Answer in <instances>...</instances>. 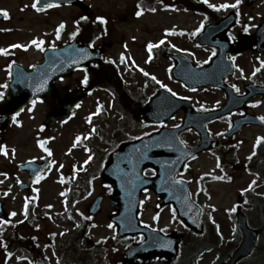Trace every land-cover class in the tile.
Wrapping results in <instances>:
<instances>
[{"label":"rangeland","instance_id":"374dc122","mask_svg":"<svg viewBox=\"0 0 264 264\" xmlns=\"http://www.w3.org/2000/svg\"><path fill=\"white\" fill-rule=\"evenodd\" d=\"M134 1L85 0V4L91 7L87 15L89 20L93 21L94 18L109 20V29L102 34L101 32L95 34L93 46L105 48L109 44L105 48L103 60L105 63L107 61L113 63L117 70L121 71L126 88L131 90L136 100L147 102L157 91L159 80H163L166 86L181 93L179 86L169 83L166 59L162 57L154 61L146 47L149 44H156L160 39H167L168 37L164 35L166 30L179 32L188 24L191 30L195 29L201 19L193 13H186L183 9L165 11L159 6L156 12L144 14L137 20L130 13ZM223 2L224 0H209L210 4ZM33 3L34 0H0V10H6L10 15V20L0 25V49L7 50L13 45L26 46L15 47L14 52L5 59H3L5 52L0 55V85H4L6 76L2 69L12 59L26 66L35 63L42 58L41 48L66 43L79 31L75 21L82 13L78 8L63 7L47 13H39L33 10ZM255 10V14L263 11L262 8ZM61 24H64V27L60 29L57 38V29ZM34 40L43 43L38 48L32 43ZM149 60L154 61L151 68L145 67ZM143 72L155 76L158 81H148V88L143 89L146 85V81L140 75ZM86 75L85 70H79L73 76L59 82L58 88L68 93L82 91ZM195 95L198 96H196L198 100L209 104L213 101L208 92H199ZM113 99L114 96L109 91L91 92L82 106L75 111L72 120L64 124L60 122L57 127L47 129L43 135H40L41 137L39 136V141L44 142L43 144L53 154L55 169L51 170L50 175L28 197L18 193L12 180L7 178L4 181L0 180L2 190L7 191L3 194L8 203V210L11 214L16 213L15 216L12 215L11 221L13 234H7L5 243L0 240V264H27L34 256L33 253L44 255L56 264L58 261L64 264H77L73 258L75 247L80 248V254L85 251L91 252L90 245L87 246L79 239V234L86 225L85 221L90 217L88 209L92 200L98 195L109 192L99 179L98 166L117 144L115 140H132L156 129L143 121L138 122L130 116L126 117L119 111V106L117 110L114 109ZM48 110V103L41 105L35 117L36 121L28 124L26 130L19 132L24 138L29 139L28 146L22 149L25 158L19 160L39 155L35 146L30 144L31 137L34 135L33 132L37 131V126L42 124ZM181 119L180 116L176 117L171 125L181 123ZM254 136L253 131L245 134L248 143L238 149L240 158L233 163L231 169L219 171L212 156L202 155L198 160L190 163L185 178H193L197 181L193 185L194 195L201 189V182L198 181L202 174L213 175L214 179H217L214 182L204 183V191L207 193L201 191V197L205 208L203 215L205 222L217 224L224 239L222 242L233 241L238 236L234 216L238 209V198L244 196L241 210L246 214L249 212L248 216L253 228L263 231L259 243L260 253L246 264H264V160L262 163L256 162L250 168L253 173L246 171V166L254 163V160L249 158L253 152ZM92 158H96V164L91 165L89 169L88 161ZM73 169L76 171L74 172ZM8 171L16 174L18 172L16 169H8ZM78 173L80 176L77 175ZM260 174L262 177H259ZM145 199L142 221L164 229L165 232H176L183 236L185 246L182 248L180 260L174 264H219L221 258L226 256V251L222 250V247H219V251L207 250L211 242L210 236L201 240L192 238L191 241H186L188 230L176 220L174 212L169 208L158 209L154 197ZM104 201L103 213L91 219L87 236L91 238L93 247H96L95 244H100V250L109 248L104 251V259L97 261L95 254V264H116L121 260L126 244L116 240V228L108 220L114 213V208L111 207L108 198L105 197ZM27 204L31 207L29 212H27ZM154 216H159V220H154ZM8 226L2 227L0 222V238L7 232ZM11 242H14V245L24 246V250L17 248L15 251ZM7 250L13 254L10 259L5 260ZM25 256L30 257L28 261L23 259Z\"/></svg>","mask_w":264,"mask_h":264},{"label":"water","instance_id":"95a60500","mask_svg":"<svg viewBox=\"0 0 264 264\" xmlns=\"http://www.w3.org/2000/svg\"><path fill=\"white\" fill-rule=\"evenodd\" d=\"M77 2L78 0H42L40 5L44 6L46 3L49 5H63ZM102 53L103 49L91 50L88 46H81L78 42H73L57 50H47L43 62L38 64L28 74L36 79V85L40 84L37 79L41 78L45 79L50 87L44 91L41 88H39L40 90L35 89L39 90L35 94L43 98L51 96L54 93L53 82L57 78L72 74L76 68H85L96 62L101 63ZM209 71V68L198 71L196 75L198 85L200 87L206 85L222 87V80L216 83L212 82V77H208ZM22 78L23 75L21 73L17 72L15 74L11 89L13 91H9L12 97L17 92L22 93ZM18 79L19 83L17 84L15 80ZM85 96L86 94H78L77 96L61 100L59 102V110L53 119L66 117L76 105L85 99ZM152 101V104L141 112L148 122H168L179 110L175 108L176 104H178L177 100L168 99L166 100L168 103L166 105L157 96ZM25 102H20L18 106H22ZM187 111L188 114L183 127L175 129L164 128L159 133H154L153 136L143 138V140L122 144V147L109 157L105 171L102 173V179L105 183L113 185L115 190L111 201L113 206L119 207V212L110 220L118 225L119 237L136 236V234L144 231L137 219L142 192L149 188L156 190L157 187H160L159 184L162 182V178L173 180L178 172L184 170L185 164L191 157L197 155L198 152L206 150V148L202 147H197V149L186 148L184 143H181L180 134L183 131L194 128L202 136H207L205 128L213 117L207 116L210 114L206 116L197 114L195 116L190 108ZM150 168L157 171L158 176L155 179L143 177L144 171ZM168 202H171L179 209V217L192 230L199 234L203 232L199 219L200 211L191 203L188 193L178 199H168L166 204ZM188 206L193 208L190 213H188ZM92 211H95L96 214L100 213V201H97L92 206ZM238 217V226L243 232L244 240L227 264H237L245 257L251 255L258 240V232L252 231L247 227L245 217ZM148 242L149 244L155 242L156 246L144 252L143 248L137 245V247L128 250L127 254L135 259L140 257L145 260L159 256L176 258L178 255V241L175 238H164L160 235H154L149 238Z\"/></svg>","mask_w":264,"mask_h":264},{"label":"flooded vegetation","instance_id":"af4514ba","mask_svg":"<svg viewBox=\"0 0 264 264\" xmlns=\"http://www.w3.org/2000/svg\"><path fill=\"white\" fill-rule=\"evenodd\" d=\"M224 1L225 2L223 4H228L226 1H234L233 4L236 3V0ZM263 2L264 0H240L238 7H229L227 9H220L218 11L207 7L205 4V7L201 11L204 17L203 27L214 26L221 22L225 17L232 16L235 22L234 25L230 29L226 30L223 35H219L217 38L214 37L213 41L221 38V40L228 41L234 46V48H236L239 46V42L242 39L247 37H251L253 39L256 38L258 34L257 31L264 23ZM197 3L199 2L197 1ZM133 5L134 6H132V9L135 10L137 5ZM256 8H262L263 11L257 12L255 14ZM7 18L8 16L5 17V20ZM245 29H247V31H245ZM250 43L251 48H248L246 51H242L237 54L229 50L226 52L227 56L225 61L227 62V60H229L234 66L233 73L227 77L225 81L226 84L232 88L233 92L231 94V110L227 116L222 117L218 119V121H215L209 125L211 128L210 131L213 146L208 153H205L207 155L211 154L217 159L225 158L229 160L231 157H233L235 147H241L248 143L245 134L253 131L255 133V136L252 139L254 140V154L251 156L253 160L257 161L258 163H262L264 160V140L260 139L264 137V120L261 119V117H264V36L254 39V41ZM174 46L176 48H174ZM174 46H171L169 51H167L166 57L173 59V56H184L192 63L197 64L195 61V55L197 54L195 52H199L202 53V55H205V59L207 60L205 65L212 62L213 58L215 57L212 56L213 49L211 47L196 46L194 44V40H192V42L185 40L182 42V44H180V46L176 44H174ZM178 49H181V51L179 52ZM158 52V50H155L156 54H158ZM230 57H233L234 59H230ZM12 64V62H9L3 67L2 71H10ZM172 64H174V60ZM233 85L236 87L234 88ZM236 88H239V92L236 91ZM206 89L211 91L213 101H211L210 104H204L200 99L198 100L197 97L192 98L191 100L195 110H217L226 104V93L223 90L219 88ZM121 93L123 95L125 94L123 91H121ZM0 94L3 96V99H0V112L3 113L9 109L6 88L0 87ZM45 102L48 103V113L46 116H44V120L42 121V124H40V129L36 132H33L34 135L31 137L32 140L30 143L34 145L35 148L42 153V155L40 157L37 156L36 158L32 157L31 159L26 158L24 160H19L21 158H25L24 151L22 149L28 146L29 140L28 138H24V136L19 132L26 130V126L28 124L30 125L31 122L36 121L35 117L38 115V110ZM55 109L56 101L54 99H48L46 101L36 100L35 105H33L32 102L29 103L20 113H18V115L15 112H10L6 116H2L0 114V172H5L7 169L19 170L22 163L29 161H34L36 164L42 165L46 156L44 155L43 147L40 146L41 144L37 143V140L46 126L48 118L52 115ZM180 114L184 117L185 113L181 112ZM13 116L16 117L15 121L12 119ZM240 120H243V123H241L240 129L237 131L236 123L240 122ZM231 130L237 132L229 134ZM183 137L188 141V143H190L191 146H197L199 144V136L194 132H188ZM5 147L7 148L8 155H4L3 149ZM13 149L15 150L14 152ZM13 159H16L15 163L13 162ZM238 159L239 158L237 157L230 159V162L237 161ZM48 169L49 173L50 169H52L51 160ZM5 173L8 174V172ZM10 175L12 182H15L17 187L21 183L27 182L29 180L28 173H21L19 171V173L16 175H13V173H10ZM19 175L22 177V179L19 178ZM44 176L31 185V189L29 190L30 192L35 189ZM28 192L24 194H27ZM148 193L155 197L153 192L148 191Z\"/></svg>","mask_w":264,"mask_h":264},{"label":"snow or ice","instance_id":"6c2138e0","mask_svg":"<svg viewBox=\"0 0 264 264\" xmlns=\"http://www.w3.org/2000/svg\"><path fill=\"white\" fill-rule=\"evenodd\" d=\"M203 2H204L205 4H208L209 7H211V8H213L214 10H217V11H218V10H220V9H227V8H229V7L236 8V7H238V5H239V3H240V0H236V3H235V4H231V5H230V4L225 3V4H221V5H219V6L214 5V4H210V3H209V0H203ZM39 3H40V0H36V2L33 3L32 7L35 8L37 11H42V10H43L42 8L37 7V4H39ZM52 6H53V5H48V7H52ZM152 11H155V9H152ZM2 14H3V16H5V17L8 16L7 11H3ZM140 14H141V12H138V13H137V15H140ZM63 27H64V24H61V25L59 26V28L57 29V38H59V31H60V29H63ZM201 27H203V25H201ZM198 31H199V30H198ZM245 31H247V29H245ZM194 34H195V33H194ZM32 43H33V44H36L37 47L39 48L40 45L43 43V41L37 42V41L34 40ZM159 43H160V44H163L164 41L161 40ZM157 46H158V45L149 44V45H148V49H149V51H151L153 47H157ZM13 47H26V46L13 45ZM52 47L55 48V44H53ZM41 50H43V49L41 48ZM0 52H5V53H6V50H4V49H0ZM215 55H216V52H215V50H213V51H212V56H215ZM230 59H234V58H233V57H230ZM141 71H143V70H141ZM145 75H148V73L145 72ZM152 79H153V80H156V77H155V76H152ZM87 82H88V81H87V77H85V80L83 81V83L87 84ZM0 87L7 88L8 85L5 84V85H2V86H0ZM161 87L167 88V86L164 85V84H161ZM233 87L235 88L236 86L233 85ZM167 90H168L169 92H171L173 96H176V95H177V93L173 92L171 88H167ZM236 91L239 92V88H236ZM0 99H3L2 94H0ZM32 104L35 105V104H36V100H33V101H32ZM17 115H18V113H17ZM12 119L15 121L16 117L13 116ZM261 119L264 120V117H261ZM176 127H179V125H177ZM260 139H261V140H264V137H262V138H260ZM77 140H79V137L77 138ZM43 143H44V142H41V145H40L41 147H43ZM181 143H183V141H181ZM14 151H15V150L13 149V152H14ZM45 151H47L49 155L52 154L51 151L48 150V149H45ZM3 152H4V155H8V151H7V148H6V147L3 149ZM38 179H39V178H38ZM232 211H235V209H232ZM173 212H175V210H173ZM11 215L15 216L16 213H12ZM153 219L158 221V220H159V216H154ZM109 227H112V225H109ZM145 227H150V226H149V225H145ZM153 231H156V230L153 229ZM159 231H164V229H160ZM143 239H144L143 236H141V241H143Z\"/></svg>","mask_w":264,"mask_h":264},{"label":"trees","instance_id":"16d2710c","mask_svg":"<svg viewBox=\"0 0 264 264\" xmlns=\"http://www.w3.org/2000/svg\"><path fill=\"white\" fill-rule=\"evenodd\" d=\"M87 31L85 32V33H88V37H86V38H83L86 34H81V37H80V40L81 41H83L84 43L85 42H89L90 41V36H91V34H92V32H93V30L92 29H90V28H88V29H86ZM108 69V68H107ZM107 69H97V71H95V73H94V76L95 75H97V73H101V72H107L108 70ZM109 72V71H108ZM112 79V77H109L108 79ZM94 78H92V80H93ZM104 78L103 77H101V80H103ZM110 83L111 82H108V83H106V84H104V83H101V86H104V87H108V86H110Z\"/></svg>","mask_w":264,"mask_h":264}]
</instances>
